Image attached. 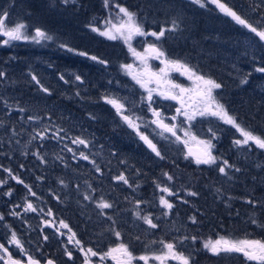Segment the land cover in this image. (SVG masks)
<instances>
[{
	"label": "rangeland",
	"instance_id": "374dc122",
	"mask_svg": "<svg viewBox=\"0 0 264 264\" xmlns=\"http://www.w3.org/2000/svg\"><path fill=\"white\" fill-rule=\"evenodd\" d=\"M49 1L56 2V6H58L61 12L65 10L63 5L57 4L60 0ZM190 1L194 2V0ZM209 2L215 7H218L212 0ZM230 2V8L233 9V6H236V8L240 10V16L243 19L258 29L264 28V0H230ZM259 6H261V8ZM146 7L147 6L140 8V21H137L144 31L149 29L145 32L159 33L161 30H165L166 32V29H161L158 26L159 22L166 21L165 17H159L156 13L158 11L156 7L150 6L149 10L152 11H149ZM17 10L12 0H0V15H3L5 12L8 14L5 27L11 28L17 24H24L25 27L22 31L24 35L28 37L26 40H15L10 41L8 44H4L3 40L7 39V37L0 35V73L3 74L0 75V149L5 151L4 155H7L6 152L8 151L10 153L9 158H15L14 161L16 164H19L17 168L18 175L23 170L22 175L25 174L26 176L30 174V180H27V176L25 177L23 175V183L19 182L22 181L20 178L13 182V180H16V177H12V175L17 171L13 169V165H7L2 169V175L0 176V238L9 240L8 238L12 237L13 233L19 232L17 228L12 226L15 225V221L17 220L14 212H17L15 210H17V207L20 205L19 203H22L23 207L18 208L26 211L23 214H25L27 219V227L21 234L24 236V241L29 242V247L22 249V247L19 246V249H15V252H29L36 259L42 261L47 258L56 259L59 264H117L118 261H120L121 264H182L180 260L172 258L171 254H169L168 250L165 248L166 244L172 243L177 255L182 254L189 259V264H194L192 262V257L196 255V253L193 249L200 245L199 241H196L197 238L194 232L190 231V227L185 222L180 221L179 216H182L181 214H179L178 219L176 218V221H174V219L178 207L181 206L183 208V206L187 205L189 198L194 197L193 193L195 194L196 188L199 185L198 182L187 184L185 172L178 167L175 170H171V173L169 172L171 174L169 175L172 178L171 180H169V176H164L161 173L162 168L157 170L156 176H154V174L146 170L147 166L141 161L144 155L140 156L137 150L130 149V147L137 149L134 144V134L137 135L136 137L139 140H142L141 135L155 142L162 141L163 139L169 141V139H171L172 142H169L170 147L180 140L175 139L173 141L172 138H166L164 133L159 131L153 132V130H155L153 121H156L158 117L155 115L153 117V113L149 114V112L154 105H152V103H150V105L148 104L150 102L148 99L149 94L145 92V88L142 87L141 84L133 79V74L145 72L146 66L145 63L133 55L132 51L135 50V52L145 56L147 70L154 72L151 69L153 68L151 67V63L154 57L146 53L145 50L149 48V45L161 44L160 46L165 47L167 53L168 51H173V54L183 56L184 52H181V50H174L176 46L179 45V40L173 32L178 31V29L170 32V34H166V42L160 41L162 37L157 39L151 35H135L128 43L119 36L117 39L112 40L108 39L106 36L100 35L99 32L89 30L87 34L90 33L92 36L95 35L104 39L101 50L96 49L93 53L98 55L96 57L101 58L98 60H103L105 63L101 64L98 60L94 61L91 59V61H88L90 66L92 65L91 74L82 75L78 73L80 70L78 67L73 68L69 65L70 67L58 66L60 68H57L54 62H48V60L53 59L51 53L54 52V45H57L56 42L60 41V45L56 47L57 51L60 52L63 57L70 58L75 64L86 61L84 60L85 58L88 60V56L92 57L95 55L86 53L87 55L78 56L77 54L80 52L75 51L74 47L69 45L68 39H59L57 35L51 34L48 30L42 31L46 32L52 39H41L37 42L33 39L35 36V29L32 31L28 30L27 22L20 21V23H15V21H19V18L14 15L10 16ZM106 14L102 24L103 28L95 26L100 31L110 28L113 24L118 25L126 19L123 17V14L119 13V8L117 6L109 9ZM90 21H92V23H89V26L95 24V20ZM65 22L68 23L69 20ZM65 22L64 24H66ZM14 23L15 25H13ZM143 24L146 27H143ZM172 24H174V22H172ZM175 26L178 27L177 22H175ZM209 26L210 28L213 27L212 24ZM90 29H92V27H90ZM215 30L216 29L211 28L207 33L215 34ZM187 37L184 38L182 44L180 43L183 48L187 47ZM21 41L29 46H33V48H35V45H41L42 49L48 50L49 55L43 59L38 58L33 62L16 65L17 61L13 62V58L16 55L13 54V56H11V53L12 49L19 45ZM261 42L264 43V41ZM171 44L174 46H168ZM62 45L64 47H62ZM163 47H159V49L162 50ZM190 47L192 46L189 45L188 48ZM197 47L199 51H197ZM69 48L72 49V51H68ZM223 48H225V50L217 54L211 53L209 50V60H219L220 66L221 64L223 65L221 67H228L222 73L230 74L234 85H237V80H239L240 83L241 80L246 81V83H243L244 86L242 89L249 90L248 92L251 93L246 94L247 102L253 97H256V95L262 96L264 93V72H257L256 69L264 68V62L261 63L253 59L246 61L244 59L245 57H251V51L249 50V48H251V43L243 41V44L238 47V52L236 53H233L230 47L224 46ZM195 49V54L191 53L187 56L193 57L194 61H202L201 54L203 53V48L196 45ZM13 51H15V48ZM113 54L117 57V59H114V61H116L115 63L110 59V56ZM161 60L162 59H157L156 62L159 64V67L161 66V68H164L165 66L161 63ZM180 62L188 64L185 63L186 59L183 57L180 58ZM50 64L56 68H49ZM124 65H132V68L130 70L125 69L123 67ZM17 68L21 69L18 70L20 71L19 74L24 71L30 74L41 73L45 75L49 83L51 82L48 91L45 92L46 95L44 93L33 97H24L23 99L17 96L15 88V77H17V75L14 74ZM172 72L175 74L177 72L181 73L182 71L170 70L167 76L161 79L164 83V92L179 95L180 89L172 87V85H178L174 80V74L171 75L170 78L168 77ZM21 74L23 75V73ZM55 74L59 75L60 81L57 80ZM76 76H81V79L76 80ZM61 77H63V79H61ZM254 78L255 81L250 83L249 80L252 82ZM57 84H61V86L66 84L69 85V87H61ZM89 84H94L92 85V90ZM188 87H184V89L191 90L196 86L192 82L191 86ZM165 88H167V91ZM86 93L94 96L95 101L92 105L89 104L90 101L86 103L87 99L83 95ZM106 98H117L119 103H123V106L128 108L126 112L122 111V114L118 113L114 115L115 113H112L114 115L113 119L116 122L109 121V123L115 126L122 125L125 129H128L127 137L132 136V141H134V143L132 141L127 142L122 140L120 143L118 139L114 142L110 141L105 138L106 133L99 129L100 124L96 121L99 119L100 115H105V112H97L95 108L91 107L106 104L110 110L115 111L116 109L113 106L108 105ZM182 99L184 105L186 104L184 110L189 107L191 109V106L196 108V105L202 109L204 107V104L196 98L195 92H185ZM215 99L218 102L216 97ZM220 102L222 101L218 103ZM165 104L167 105L166 102ZM87 106H89V109ZM167 107L169 108V105H167ZM132 113L134 114L132 117H134V122L137 124L136 126H138L137 128L129 126L128 122L123 119V116H126L125 114L132 115ZM189 116H191L190 119ZM186 117L190 125L188 123H182L183 118L186 119ZM192 117L193 116L188 113V115L182 118V121H179V124L182 129L186 127L191 129L187 139L195 143V138L192 136V129L196 130V127L193 126L196 119L193 120ZM117 118H119V122H117ZM101 121H105V119H101ZM85 123H88L93 129L82 131ZM208 126L209 131L212 132L216 130L214 125L208 124ZM137 129H141L143 132L137 134L139 132ZM71 133L73 134L72 137L76 136V138H83L85 141L90 142V148H84V145L81 144H70L68 140ZM80 134L85 136H81ZM94 136H101L102 139H93ZM55 137H58V144L53 141ZM99 142H102L101 146ZM146 147V150L149 151V146L147 145ZM170 147L168 151L174 148ZM199 147L203 149L200 145V141L195 143V146L190 150H192L193 153H199ZM68 148L72 149V157L77 160V164L73 162L71 157H67V155L61 156V154H67ZM113 150L116 152H113ZM204 151L205 149H203V153ZM81 153L87 156L88 159L82 160ZM154 155H156V153ZM170 159L169 153L166 156V160ZM162 163L164 162L162 161ZM55 165L59 167L57 169H59L60 172L62 171L61 173L63 175L56 170L54 173L50 174L48 182L42 175L49 173V171L52 172L54 167H56ZM135 165H139V177L135 174L134 177L130 175L131 172H134L131 169ZM1 167L2 165L0 164V168ZM224 167L228 169L229 165L224 164ZM86 169L88 172L83 174L79 173V170L84 171ZM105 172L112 173L113 175L111 178L116 177L115 173L118 172L120 173L119 176L123 175L125 177L127 183L119 179L118 181H111L114 187H116L115 183H118L120 187L125 190L126 193H123L124 198L114 200V202L106 196L110 193L112 188L108 186L110 182L106 181ZM73 178H75L77 182L78 179L79 182H81L79 183L80 187L75 191L69 187ZM253 181H255L254 184L257 183L254 177ZM16 182H18V184ZM208 186H213V182H209ZM164 187H167L171 194L161 191ZM63 188L64 190L67 188V190L64 191ZM216 191L218 197L212 199L208 205H205L202 200L191 201L192 209L198 210L205 206L214 208V205L216 206L218 202L226 204L230 200H236L245 204L251 203L254 206H258L259 204L253 202V200L251 202L248 201L246 195L244 197L239 196L235 198L229 196L223 188H217ZM133 192L136 193L137 198L128 195V193L132 194ZM33 193L35 195H33ZM45 194H54L55 200L58 201L61 199V195H63L61 205L57 207L58 209L53 207L50 208L48 203L45 202ZM56 194H58V196H56ZM162 196L172 203L173 207L171 210L164 208L160 204ZM72 197L77 202L73 201ZM261 199L264 201V196H261ZM97 201L106 202L110 204L111 207L101 209L98 207L99 203L90 205ZM28 203L33 205L36 212L26 210ZM183 210L184 212L187 211L185 208H183ZM63 212L68 213L72 219L75 218L78 221V225L75 226L82 227V230L85 231L86 234L79 233L82 249L84 247L82 241L87 237H89V239H98L97 241H101V246L105 248L103 251L97 250L94 247L88 248L97 253V255L94 256L95 258H92L90 253L86 252L85 249L82 251L81 258L75 257L74 250L77 245L74 247L73 242L77 240V235L70 227L75 226L72 224L68 225V228L61 227V221H63V223H65V221L68 222ZM145 216L149 217L157 227L153 228L147 224L143 219ZM256 217L258 220L261 218L259 212L256 214ZM194 225L200 226L199 221L197 224L194 223ZM204 226H206V223ZM211 226L213 225H209V233H212L208 237L213 238V236L218 235V238L216 237L210 240L202 238L203 244L207 241H215L221 237L233 241L240 240L238 232L235 233V237H233L232 231L225 232V234L221 235L214 226ZM69 229L71 231H69ZM196 230L200 231L198 229ZM117 232L120 234L119 237L116 235ZM180 233H183L184 236L180 237ZM243 233L245 236L248 235L246 237L247 239L252 235L246 231ZM73 234L75 235L73 236ZM70 236L73 237L72 241H69ZM159 236L165 239L158 240L157 237ZM45 237H47V239H45ZM193 237H195V240L192 239ZM260 241L264 242L263 240ZM120 245H124L127 248L128 252L131 254L130 258L122 255L120 252H113L112 255H108L110 250L117 249ZM135 251H142L144 254L138 257L134 253ZM209 252L213 258H217L214 260L204 258L197 264H235L234 261H231L232 258L226 255L229 254L231 256L232 254H240L243 256L241 253H221L219 255H214L211 251ZM68 253H71V256H69ZM113 256H115L116 259H113ZM140 257H146L147 260H141ZM157 257L160 259H157ZM240 262L242 263V260Z\"/></svg>",
	"mask_w": 264,
	"mask_h": 264
},
{
	"label": "trees",
	"instance_id": "16d2710c",
	"mask_svg": "<svg viewBox=\"0 0 264 264\" xmlns=\"http://www.w3.org/2000/svg\"><path fill=\"white\" fill-rule=\"evenodd\" d=\"M12 1L15 4V8L18 9L15 13L10 15H14L19 18V21H15V23H20V21L27 22L28 30L30 31H32L33 29L48 30V32H50L51 34L57 35L59 39H68L69 45L74 47L75 51L84 52L87 54H94L95 56L98 55L93 52H95L96 49L101 50V48L103 47L104 39L95 35L92 36L90 33L87 34V32L91 30L90 27H102V24L107 15L106 13L109 9L113 8L114 6L125 7L129 11L136 13L137 21H140L141 7L147 6L146 8L148 10L150 9V6L156 7L158 9L156 13L159 15V17H165L166 19L165 22L158 23L159 28L166 29L165 35L161 38L160 41L166 42V34H170V32H173L175 29H178V31L173 32V34L176 35L179 40V45H177L174 50H181V52H184V55H186H175L173 54V51H168L167 53L166 48L160 46L161 44L156 45L152 43L157 48L163 47L162 50L165 53V56L160 59L180 61L181 57L185 58V63H188L187 65L190 68L194 69L197 73L203 74L205 77H210L220 84H224L225 89L222 91L223 94H227L230 92L236 93V86L232 83L233 79H231L230 74L222 73L228 67H221L223 65L221 64L220 66L219 60H209V50L211 53L215 54L222 53L225 50V48H223L225 46L230 47L232 52L236 53L238 52V47L243 44V41L250 42L251 48H249V50L251 51V57H245L244 59L246 61L253 59L258 60L261 63L264 62V43H262L259 38L255 36L254 33H251L249 29L233 21L231 17L226 16V14L223 13L219 9V7H215L214 5H212L209 2L210 0H202L201 3L204 4L203 7H201L200 4H197L190 0H107V4L105 3V0H68L67 3H65L64 0H60L57 2V4H61L64 6L65 10L63 12L58 9V6H56V2H52L49 0ZM220 2L224 3L229 8L231 7L230 0H220ZM261 6L259 7L261 8ZM232 10L235 11L238 15L241 14L240 10L237 9L236 6H233ZM66 20H69V22L66 23ZM90 20H95V24L89 26V23H92V21ZM171 21L177 22L178 27H174V24H172ZM64 22L66 24H64ZM15 23L13 25H15ZM211 24L213 26L211 28L216 29L214 31L215 34L207 33V31L211 29L209 26ZM143 27L146 26L144 25ZM185 37H187L188 39V44L187 47L183 48L181 44ZM56 44L59 46L60 41H57ZM57 45H54V52L51 53L53 55V59L48 60L49 63L54 62L57 68H60L58 66L68 67L69 65L73 68L78 67L80 69L78 72L79 74H91L92 65L90 66L88 62L91 61V58L89 56L88 60L87 58H85L84 60L86 61L79 62V64H75V62H73L70 58L63 57L61 53L57 51ZM189 45L192 47L188 48ZM196 45L201 46L203 48V53L201 54L202 61H194L193 57L187 56L191 53L195 54ZM168 46L171 47L174 45L171 44ZM14 48L15 51H13ZM14 48L12 49L11 56H13V54L16 55L13 58V62L17 61L16 65H20L22 63L27 62H33L35 61V59L38 58L43 59L44 57H47L49 55L48 50L42 49L41 45H35V48H33V46H29L22 41L21 43H19V45L15 46ZM197 51H199L198 47ZM77 55L79 56V54ZM97 58L101 59L100 57ZM110 59L113 63H115L116 61H114V59H117V57L113 54L110 56ZM156 60L157 59L153 58V61L151 63V67L153 68H150L155 73H158L161 66L159 67V64L156 62ZM56 67L50 64L49 68ZM16 70L17 71H14V74L17 75V77H15V88L16 95L20 98L23 99L24 97H33L36 95L44 94V89H49V85L51 82L49 83L45 75H42L41 73L30 74L29 72L24 71L21 72L23 73L22 75L21 73L19 74L20 71H18L21 69L17 68ZM177 73L174 74V72H172L169 77L174 74V80L178 83V85L183 87L189 86L190 81L188 80L189 78L187 77V75L182 76L179 72ZM55 75L57 80L60 81L59 75ZM33 76L36 77V80L32 79ZM37 81L39 83H37ZM254 81L255 78L252 82L251 80H249L250 83H253ZM57 85L61 86V84ZM89 85L91 86L92 90V85L94 84ZM63 86L66 88L69 87V85L66 84H63L61 87ZM216 91L220 92V89H217ZM248 91L249 90H240V92L245 94V101L246 94H251ZM83 95L87 99L86 103L90 101L89 104L92 105L95 100L94 96L88 93ZM169 105V110L173 114L175 112V107L174 105ZM245 106L246 110L243 112H239L236 117V121L245 125L247 127V130L251 131L254 135L264 138V93L262 96L256 95V97H253L252 99L248 100V102L246 101ZM95 110L97 112H102L97 109ZM179 117L183 118L182 116ZM101 119H105V121H101ZM117 120L119 122V118H117ZM108 121V113L105 112V115H100L99 119L96 122L100 124L99 129L104 131L103 126L108 125ZM197 121V123L195 122L194 124L200 127L198 131L199 136L197 135V137H194L193 132L192 136L195 138V143H198V141H200V145L203 149H205L206 146L204 143L201 142H210L211 154L216 157L215 163L197 164L195 158H193L187 153L186 147L195 146V143H192L187 139L188 134L190 133V131H187V127L183 128L181 136L178 135L180 139H185V143H181L180 141L176 140L177 142L171 146L174 148H171L169 146V142H172L171 139L163 143L150 140L158 148H163V146H168L171 148L170 170H175L178 167L180 170L185 172L184 174L187 184L196 182H198L199 184L196 188L195 194L193 195L194 197L189 198V200L187 201V205L183 206V208L187 209V211L184 212L183 208L179 206L177 212L175 213L174 219V221H176V218L178 219L179 214H181L182 216H179L180 221L185 222L190 227V231L194 232L197 238L196 241H199L200 245L193 249V251L196 253V255H193L192 257V262L194 264L201 262L204 258L212 260L217 258H213L209 250L205 249L203 246L204 244L202 243V238H205L206 240H210L216 237L218 238V235L213 236V238L208 237L212 233H209L210 224H212L218 230V233H221V235L225 234V232L232 231L233 237H235V233L238 232L239 239L244 240L247 239L246 237L248 236H245V234L243 233L246 231L247 233L249 232V234H252L251 236H249V240L260 239L264 241V201L261 199V196H264V149L257 147L251 141L248 145L237 146L234 141L236 139H242L240 133L237 132L235 128L228 127L224 123V121L217 116H212L210 120L205 117L200 118V120ZM182 123H188L190 125L187 117L186 119L183 118ZM208 124L214 125L216 130L212 132L209 131ZM109 126L110 125H108L107 127ZM116 130H119L117 132L120 133L117 137H121L120 139H118L120 143L121 140L127 142L132 141V136L127 137L128 129H125L122 125H116ZM82 131H86L84 125ZM185 133L186 135L183 136ZM171 137L172 136H170V138ZM175 137H172L173 141L176 139ZM134 140L135 143L134 141L132 142L135 144L137 149L130 147L131 150L138 151L142 149L144 151V149L147 148L146 146L148 144H146L145 141H143V144L140 145L141 141L139 142L136 137ZM53 141L58 144V137L53 138ZM190 149L191 148H188V150L192 152V150ZM113 152L116 151L113 150ZM4 153L5 151L3 149H0V164L2 165V167L0 168V176L2 175V169H4V167L7 165H13V169L16 170L19 167V164H16V162L14 161L15 158H9L10 153L8 151L6 152L7 155H4ZM66 153L67 154H61V156L67 155V157H71L69 149ZM224 161L228 162V169L224 167ZM55 166L56 167H54V170L52 172L49 171V173L42 175L44 178H46V181L49 182L50 174L54 173L56 170L59 171V169H57L59 167H57V165ZM220 167L225 168L224 173L220 172ZM61 172L59 171V173ZM22 173L23 170L18 175L17 170L14 175H12V177H16V180H13V182L17 181L18 178L23 181V175L25 176V174L22 175ZM61 175L63 174L61 173ZM26 176L27 180H30V174ZM253 177L256 179V184H254L255 181H253ZM211 181L213 182V186L210 187L208 186V183ZM16 183L18 184V182ZM217 188H223L229 196H232L234 198L239 196L244 197L246 195L248 201L251 202L253 200V202L259 204L258 206H254L251 203L245 204L236 200H230L226 204H221L218 202L216 206L214 205V208H211V206H205L204 208L198 210L192 209L191 201L202 200L205 205H208L209 202L212 201V199L217 198ZM66 190L67 188L64 191ZM56 196H58V194H56ZM61 196L62 197L59 201L55 200L54 194H45L44 198L45 202L48 203L50 208L53 207L55 209H58L57 207L61 205V200L63 198V195ZM72 200L77 202L76 200H74L73 197ZM258 212L261 216L259 220L256 217V214ZM63 215L67 218V221L69 222L68 223L65 221V224H73L74 226L78 225V221L75 218L72 219L68 213L63 212ZM193 218L195 219V224H197V222L199 221L200 226L194 225ZM205 223L206 226H204ZM70 227L74 231V233L77 232L78 235L79 233L86 234L85 231L82 230V227ZM196 229L200 231H197ZM179 236L183 237L184 234L180 233ZM157 239L160 240L165 238L159 236L157 237ZM97 240L98 239H89V237L85 238V240L82 241L84 245L83 249H85V251L87 252L88 248L94 247L97 250L103 251L105 248L101 246V241ZM134 253L138 257L144 254L142 253V251H135ZM226 256L232 258L231 261H234L235 264H258V262L256 261L246 260L240 254H232L231 256L227 254ZM241 260L242 263L240 262Z\"/></svg>",
	"mask_w": 264,
	"mask_h": 264
},
{
	"label": "snow or ice",
	"instance_id": "6c2138e0",
	"mask_svg": "<svg viewBox=\"0 0 264 264\" xmlns=\"http://www.w3.org/2000/svg\"><path fill=\"white\" fill-rule=\"evenodd\" d=\"M65 3L68 2V0H64ZM195 3L200 4L201 7L204 6L203 3H201V0H194ZM213 3L217 4L219 9L225 13L227 16H230L233 20H235L238 24L242 25L243 27L249 29L251 33H254L256 37L259 38L260 41H264V28L258 29L257 27L253 26L251 23L247 22L245 19H243L240 15H238L235 11H233L231 8L227 7L224 3L220 2V0H212ZM105 3L107 4V0H105ZM119 8V13L123 14L124 19L120 24L115 25L113 24L110 28H107L104 31H100L96 27H92V31L99 32L100 35L106 36L108 39L115 40L117 37H121L124 39L126 43H128L133 36L135 35H151L159 39L160 37H163L165 35V30H161L159 33L157 32H151L146 33L144 29L141 27V25L137 22L136 13L129 11L125 7L117 6ZM7 13L5 12L3 15H0V35L7 37V39L3 40L4 44H8L10 41L15 40H21V39H28L26 35H24L22 29H24V24H17L14 27L8 28L5 27L6 20H7ZM175 27V22L174 25ZM34 40L39 42V40L44 39H52L51 36H49L46 32L36 29L35 30V36L33 37ZM62 47H64L62 45ZM68 51H72V49H68ZM133 51V55H135L138 59H140L143 63H145L146 71L141 74H133V79L137 81V83L141 84L142 87L146 86V82H152V80H155L157 83H160L161 79L163 77L167 76L168 71L170 70H176V71H182L183 74L187 75L190 80L193 81L195 84V88L188 90L184 88H180V94L179 95H173L167 92H161L160 95L165 96L166 99H175L179 100L181 105L183 106V95L185 92L192 91L195 92L196 98L204 104L203 109L200 111V115L210 114L213 116H217L220 119H222L225 123L232 125L237 132L240 133L242 139H236L234 143L237 146L240 145H248L251 141L254 143L257 147L264 149V138H261L260 136L254 135L251 131L246 130L245 128L241 127L239 123H237L236 119L228 114V112L224 109V106L220 103H218L213 95L214 90L220 89L222 85L215 81L212 78L205 77L203 74L197 73L194 69L190 68L187 64L181 63L180 61H174V60H168V59H162L161 63L165 65L164 68L160 69L159 73L151 72L150 70H147V64H146V57L142 56L140 53ZM146 53L152 55L156 59H160L165 56V53L157 48L155 45H150L148 49L145 50ZM81 56L87 55L84 52L78 53ZM92 60L96 61L98 58L96 56L90 57ZM99 63L103 64L105 61L98 60ZM125 69L130 70L132 68V65H124ZM257 72H264V68H257ZM0 75H3L0 73ZM144 77H147V81H145ZM33 80H36V77H32ZM63 79V77H61ZM80 76H76V80H80ZM37 83H39L37 81ZM242 83H246V81H242ZM174 88H179V85H172ZM45 92H47V89H44ZM149 101L152 99L151 92L152 89H149ZM106 102L108 104H111L118 113L122 114L123 105L120 104L116 99H108L106 98ZM177 112H180V109H177ZM155 116L159 117L158 112L153 113ZM185 115H188V113H184ZM191 116H189V119ZM123 119L128 122L129 126L136 127L135 124L130 120L128 116H123ZM154 123H157L158 121H153ZM162 127L168 131L171 132L172 135H175L174 127H169L166 124H162ZM141 139L145 141L146 144H148L149 148L152 149L153 152L156 153L157 156H160V152L157 150L156 146L146 137L141 135ZM73 143L86 145V142L83 139L76 138L73 140ZM205 144V151L202 156H197L196 163L197 164H209V163H215L216 157H214L211 154V144L210 142H201ZM81 156L83 159H88L87 156H84L83 153H81ZM224 164L227 165L228 162L224 161ZM220 172L224 173L225 168L220 167ZM167 175V174H165ZM169 180L172 178L169 176ZM119 180L124 181V183H127V180L123 175L118 177ZM20 183H23V181H19ZM161 191L165 193H169V189L167 187H164L161 189ZM33 195H35L33 193ZM194 195V193H193ZM160 204L168 209L171 210L173 205L170 203L167 199H165L163 196L160 199ZM98 207L101 209H106L111 207L110 204L101 201L99 203ZM31 211H36V209L33 207L31 203L27 204V209ZM166 214V213H165ZM144 221L149 224L151 227L155 228L157 227L156 224L152 222V220L145 216L143 217ZM193 222L195 223V219L193 218ZM61 227L68 228V225L63 223V221L60 222ZM69 231H71L69 229ZM75 234H73L74 236ZM116 235L119 237V233L117 232ZM47 239V237H45ZM73 237H69V241H72ZM195 240V237L192 238ZM12 242H14L18 247L20 246L19 240L16 239L15 233L12 235ZM77 245L80 244V242L77 240L75 241ZM204 248L211 251L214 255H219L221 253H241L243 256L249 260V261H256L258 264H264V242L260 240H228L223 237L220 239H217L215 241H207L204 243ZM0 248H3V245H0ZM165 248L168 250V253L171 254L172 258L178 259L182 262V264H189V259L184 257L182 254L177 255L174 251V245L172 243H168L165 245ZM83 250V249H82ZM4 251H7L4 249ZM88 253H90L92 256H96L97 253L92 251V249L87 250ZM113 252H120L122 255L126 257H131V254L128 252L127 248L124 245H120L117 249H112L108 253V255H112ZM69 256H71V253H68ZM113 259H116L115 256H113ZM141 260H147L146 257H140ZM157 259H160L157 257ZM12 264H19L18 261H12ZM28 264H38V262L34 261L31 257L28 258ZM48 264H52V261H48ZM117 264H121L120 261L117 262Z\"/></svg>",
	"mask_w": 264,
	"mask_h": 264
},
{
	"label": "flooded vegetation",
	"instance_id": "af4514ba",
	"mask_svg": "<svg viewBox=\"0 0 264 264\" xmlns=\"http://www.w3.org/2000/svg\"><path fill=\"white\" fill-rule=\"evenodd\" d=\"M159 72L160 71H158V73ZM180 74L182 76L183 75L185 76V74H183L182 72ZM168 77H169V75H168ZM144 79H145V81H147V77H144ZM188 80L190 81V85L189 86H191V84H192L193 81L190 80V79H188ZM237 81H238V83H237V85H235L236 86L235 90H237L236 93L230 92V93H227V94H223L222 91L225 89L224 84H221V85H223L220 88V92L221 93L218 92V91H215V90L213 92V95L214 96H215V94L217 96H219V95L221 96V97H216V96L215 97L218 99V102L219 101H222V102H220V104H222L224 106V109L228 112V114L231 115L232 117H234L235 119H236V117H237V115L239 114L240 111L243 112V111L246 110V106H245V104H246L245 94L242 93V92H240V90H243L242 87L244 86V84L242 83V80H241V83H240L239 80H237ZM184 87H188V86H184ZM184 87L183 86H180V88H184ZM144 88H145V92L147 94H149V91H148L149 89H152L153 90L151 92L152 99L150 100V102L148 104L150 105V103H152V105H154V106H152L149 114L150 113H154V112H158L160 114L159 117H158V119H157L158 122L157 123H154L155 130H153V132L154 131H159L161 133H164V135H165L166 138H170L169 136H172V137H175L176 136L175 137L176 139H180L178 137V135L181 136V132L183 131V129L180 127V124H179V121H182V118L179 117V116L184 117L185 116V114H184L185 112L186 113H189L190 115H192L193 116L192 119L193 120L196 119V121L197 120H200V118H205V117L210 120V118L213 116V115H210V114L200 115L199 113L202 110V108H200L198 105H196V108H194L193 106H191V109L189 107V108H187V109L184 110L186 104L184 105V103H183V106H182L179 100H175V99H168V100H166L165 96L160 95L161 92H164V83L162 81L160 83H157L155 80H152V82H146V86ZM180 88H178V89H180ZM165 89L167 91V88H165ZM110 99H112V98H110ZM115 99L117 100V98H115ZM167 101H169L171 103V106L174 105V107H175V112L173 114L170 112L169 108L165 104V102H167ZM127 103H129V102H127ZM120 104L123 105V103H120ZM108 105L109 106H112L111 104H108ZM87 108L89 109V106H87ZM91 108L99 109L102 112H104V111L107 112L108 113V119H109V121L116 122L113 119V117H114V115L118 114V112L116 110L115 111L110 110L109 107L106 106V104L100 105V106H93ZM127 109L128 108H126L125 106H123L122 111H125L126 112ZM177 109H180V112L179 113L177 112ZM112 113H115V114L113 115ZM125 115L130 118V120L133 122V124L137 125L134 122V117H132L134 115L133 113H132V115H130V114H125ZM153 117H154V114H153ZM109 121H108V125H110L109 127H107L108 125L103 126L104 132L106 133V135H105L106 137L105 138L108 139V140H110V141H113L114 142V141H116V138L118 137V135L120 133L117 132L119 130H116V126L114 124L113 125L109 124ZM197 122H199V121H197ZM162 123H166L169 127L175 126L174 127V131H175L176 134L175 135H172L171 132L166 131L163 127H161V124ZM170 124H172V125H170ZM225 124L228 127H233L232 125H229L227 123H225ZM239 124L241 125V127L245 128L247 130V127L245 125H243L241 123H239ZM84 126H85V130L86 129H93V128H91L89 126L88 123H85ZM193 126L196 127V130L195 129H192L193 130V135H194V137H197V135L199 136V134H197V131H199V128L200 127L198 125L196 126L194 124H193ZM137 127L138 126H136L134 128H137ZM132 130H134V129H132ZM137 130L139 131L137 134H140V132L141 133L143 132L141 129L140 130L137 129ZM187 131H191V129H188ZM187 131H186V133H187ZM186 133L183 136H185ZM72 135L73 134L71 133V135L69 136V140H68V142L70 144H74L73 143V140L76 138V136L72 137ZM81 136H85V135L82 134ZM124 136H123V140H124ZM136 136L137 135H135V134L133 135L134 138ZM94 138L95 139H102L101 136L100 137L94 136L93 139ZM120 138H117V139H120ZM136 139L139 142L141 141L140 145L143 144V140H139L137 137H136ZM98 141H100V140H98ZM167 141H165L163 139L162 140V143L163 142H167ZM179 141L181 143L182 142L185 143V139H180ZM85 142H86V145H84V148H90L91 143L90 142H87V141H85ZM99 145L101 146L102 145V142H99ZM156 148L160 152V154H161L160 156L154 155L155 152H153L151 148H149V151H147L146 149H144V151L142 149L138 150L137 152H138V154H140V156L141 155H144V158L141 159V161L144 163V165L147 166L146 167V170L149 171L150 173L154 174V176H156V172L160 168H162L161 173L164 176L171 175L170 174L171 173V170H170V168H171V162H170V160H166L167 154H169L171 152V151H168L169 150L168 149L169 147L168 146H163V148H158V147H156ZM188 148H192V147H186V150H187V153L190 156H192L193 158H195V160H196L197 156H200L203 153V149H201L200 147L198 149L199 150V153H197V152L193 153V152L189 151ZM68 149H69V153L71 155V158L73 159V157H72V149H70V148H68ZM170 158H171V153H170ZM82 160H85V159L82 158ZM162 161L164 163H162ZM73 162L75 164H77V160L76 159H73ZM135 166H136V168H135ZM135 166L131 169V170H133L135 172V173L134 172H131L130 173V175H132V177H134L135 175L140 174L139 165H135ZM85 172H88V170L87 169L84 170V171L83 170H79V173H81V174H83ZM165 174H167V175H165ZM112 175L113 174L110 173V172H105L106 181L110 182L108 184V186L110 188H112V190H110V193H108L106 196L111 201H114V200H119L121 198H124L123 193H126V192H125V190L122 187H120V184L115 183L116 184V187H114V185L111 183V181H113V180L114 181H118V177H119L120 173L119 172L118 173H115V176L116 177L111 178ZM138 177H139V175H138ZM79 183H81V182H79V179H78V182H77V180L75 178H73V180L69 184V187L72 190H74V191L75 190H78V188L80 187V184ZM128 195L130 197L137 198V195H136L135 192H133L132 194L131 193H128ZM97 203H101V201L100 202L97 201L96 203H92L90 205H96ZM19 204L20 205L18 207H23V204L22 203H19ZM18 207H17V210H15L17 212L12 211V212H14V215H16V218H17V220L15 221V225L12 226V227L17 228L19 230V232L15 233L16 239L19 240L20 246L22 247V249H26V248L29 247V242H25L24 241V236H22V234H21L22 232H24V229L27 227V225H26L27 224V219L25 217V214H23L26 211L24 209H19ZM75 234L77 235V240L80 242V244L77 245L75 243V241H77V240H75L73 242V244H74L73 246L74 247H75V245H77V247H75V250H74V255H75L76 258L77 257L78 258H81L82 257V251H83L82 250V246H81V239H80V236L77 234V232ZM26 235H28V234H26ZM8 239L9 240H7L5 238L4 239L3 238H0V245H3V248H0V263L1 264H5L4 261L8 258L7 257V253H9L10 256H11V258H13L14 260L21 261V262H26L27 261L26 255H30V253L29 252H25V251H22L21 253L15 252V249H19V247L14 242H12V237H10ZM4 249H6L7 251H4ZM90 256L92 258H95L91 254H90Z\"/></svg>",
	"mask_w": 264,
	"mask_h": 264
},
{
	"label": "water",
	"instance_id": "95a60500",
	"mask_svg": "<svg viewBox=\"0 0 264 264\" xmlns=\"http://www.w3.org/2000/svg\"><path fill=\"white\" fill-rule=\"evenodd\" d=\"M7 257L8 258L4 261L5 264H12V261H17V260H14L13 258H11L9 253H7ZM29 257H31L34 261L38 262V264H48V261H52V264H58L55 259H47L45 262H43V261H40V260L34 258L32 255H26L27 261L26 262L18 261L19 264H28V258Z\"/></svg>",
	"mask_w": 264,
	"mask_h": 264
}]
</instances>
